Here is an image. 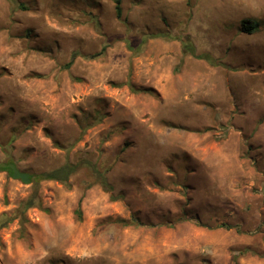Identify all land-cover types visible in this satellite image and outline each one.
<instances>
[{
    "label": "rangeland",
    "instance_id": "rangeland-1",
    "mask_svg": "<svg viewBox=\"0 0 264 264\" xmlns=\"http://www.w3.org/2000/svg\"><path fill=\"white\" fill-rule=\"evenodd\" d=\"M122 9L126 24L113 0H0V164L91 161L115 197L81 169L22 213L34 183L0 172V264H264V0ZM158 34L177 40L133 57L127 41Z\"/></svg>",
    "mask_w": 264,
    "mask_h": 264
},
{
    "label": "trees",
    "instance_id": "trees-1",
    "mask_svg": "<svg viewBox=\"0 0 264 264\" xmlns=\"http://www.w3.org/2000/svg\"><path fill=\"white\" fill-rule=\"evenodd\" d=\"M113 2L115 4V12H116L117 18L120 21H122V23L126 24V21L123 20V9H122L123 0H113ZM21 8L25 9L24 6H21ZM258 27L259 26L256 23H252L250 21H244L243 26H242V32L247 33V34H252ZM159 38L169 39V40H177V38L170 36V35L158 34V35H146V36H144L142 39V43L137 48L131 47L130 43L128 41L126 44H127L128 49L133 52V57H135V56H138V55L143 53L145 46L147 45V43L150 40L159 39ZM182 47H183V59L189 55H195L196 54L195 48L189 40H182ZM107 49H108V45L105 44L99 53L89 55V56H85V58L88 60H95V59L101 58L106 54ZM183 59H182V62H183ZM207 61L211 64H213V62H214L209 58L207 59ZM72 65H73V61L69 62L65 68L69 69V68H71ZM130 75H131V69L129 72V76ZM126 86H128L132 90V92H134L136 94H140V93H150L151 94L152 93L151 90L136 89L131 84V82L129 80L126 83ZM103 117H104V115L100 113V114H98V117H97L98 119L95 121V123H93L91 125H87L86 127H82L81 128V130H82L81 135H84L88 129L99 124L103 120ZM15 140H16V137H13L11 140V143H13ZM69 151H68L67 155L69 154ZM11 163H13V162H11ZM81 169H88L91 172L95 183L99 184L106 193H110L111 199L115 200V197L112 194L113 193V187L110 185V183L107 180V177L105 174L106 172H101L95 163H92L91 161H87V160L80 161L77 164L66 162L65 165H63L60 168H57L53 171L31 176V182L34 183V186H33L34 191H33V194L29 197V199L27 201H25L24 203H22V205H21L22 213H24V212H26L32 208H40V209L42 208V204H41L40 198H39V186H40L41 182L54 181V182H58L60 184H63L65 186H70L69 181H70L71 177H73L75 174H77ZM0 172H6L7 173L8 171L6 169H0ZM8 174L11 176L10 173H8ZM122 222H123V225L128 226V223L126 221H122ZM132 224L139 226L140 222L137 219H133Z\"/></svg>",
    "mask_w": 264,
    "mask_h": 264
},
{
    "label": "water",
    "instance_id": "water-1",
    "mask_svg": "<svg viewBox=\"0 0 264 264\" xmlns=\"http://www.w3.org/2000/svg\"><path fill=\"white\" fill-rule=\"evenodd\" d=\"M0 169H6L8 171L7 173H10L13 179L21 180L25 184L31 182V175L20 171L15 163H1Z\"/></svg>",
    "mask_w": 264,
    "mask_h": 264
}]
</instances>
